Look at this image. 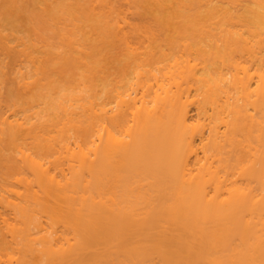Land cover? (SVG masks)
Listing matches in <instances>:
<instances>
[{
    "label": "bare ground",
    "instance_id": "obj_1",
    "mask_svg": "<svg viewBox=\"0 0 264 264\" xmlns=\"http://www.w3.org/2000/svg\"><path fill=\"white\" fill-rule=\"evenodd\" d=\"M17 1L0 264H264V0Z\"/></svg>",
    "mask_w": 264,
    "mask_h": 264
},
{
    "label": "rangeland",
    "instance_id": "obj_2",
    "mask_svg": "<svg viewBox=\"0 0 264 264\" xmlns=\"http://www.w3.org/2000/svg\"><path fill=\"white\" fill-rule=\"evenodd\" d=\"M31 1H32V0H23V1H22V0L20 1V0H19V3H18V1H17V4H16V5L21 6V5H20V2H22V4H23L22 6H24V7L27 6V7H28L27 9L30 10V4H32ZM3 2H4V0H3V1L0 0V12H1V11L3 12V11H5V10L8 11L7 8H9V9H10L11 7L14 8L13 5H10V6L8 5V4H10V3L7 2V0L4 2V3H7V4H4ZM19 6H18V7H19ZM6 7H7V8H6ZM12 8H11V9H12ZM21 9H22V7H21ZM27 9H26V10H27ZM26 10H21V11L24 12V11H26ZM2 12H1V13H2ZM27 12H28V10H27ZM27 12H25L24 15H26ZM3 13H4V12H3ZM3 13H2V14H3ZM16 13H18V12L16 11ZM46 13H47V12H46ZM46 13L44 14V13L42 12V14L44 15V16H43V15L41 14V12H37V13L35 12V13H34V12L29 11V12H28L29 17H31V18L33 17V19H31V18L29 19V22H28V19H27V18H26V22L23 21V20H25V19H24L25 16H24V18H23L22 15H19V16H21V18H22V20H20L19 25L24 26L25 29H26V31H25V29L22 30L23 33L25 32V34H26V35H23V36H22L24 39H25V38L30 39L29 36L31 35V36H32V38H31L32 40L35 39V41H37L36 39H38V40L40 41L43 37L46 38V37L51 36V34L54 35L53 32L51 33L52 29L48 26V23L46 22V20L50 19L49 16H46ZM2 14H1V15H2ZM20 14H21V12H20ZM39 14H41L42 16H38ZM1 15H0V16H1ZM37 16H38V17H37ZM45 16H46V17H45ZM29 17H28V18H29ZM36 17H37V18H36ZM42 17H44V19H43ZM47 17H48V18H47ZM40 18H41V19H40ZM44 21H45V22H44ZM22 22H23V24H22ZM27 22H28V23H27ZM45 23H46V24H45ZM24 27H23V28H24ZM48 31H50L51 34H50ZM20 32H21V31H20ZM29 34H30V35H29ZM35 34H37V36H36L37 38H33V37H35ZM28 35H29V36H28ZM18 36H19V34H18ZM20 36H21V33H20ZM20 36H19V37H20ZM24 36H26V37H24ZM31 36H30V37H31ZM51 37H54V36H51ZM32 40H31V41H32ZM42 40H45V39H42ZM51 40H53V39H51ZM48 41L51 42V43L53 42V41H50V38H49ZM48 41H47V42H48ZM55 41L57 42V39H55ZM32 42H33V41H32ZM49 42H48V44H49ZM56 42H55V43H56ZM53 44H54V43H53ZM12 59H14V58H12ZM12 59H11V60H12ZM14 60H15V59H14ZM54 76H55V75H54ZM54 76H53V79H54ZM57 76H58V75H57ZM57 76H56V78H57ZM58 77H59V76H58ZM56 78H55V79H56ZM62 79H63V78L61 77L60 80H59V78H57L56 80H57V81H63ZM3 82H4L6 85H8V84L10 85L11 80H10V78H7V79H5ZM9 85H8V86H9ZM4 86H5V85H4ZM8 86H6V88L4 87V88H3V92H2V94L4 93V94L2 95V99H3L5 102H9L8 100H9L10 98H14L13 96L9 97V99H8V98H5V96H7V97H8V95L10 96V93H8V91H10V90H9V89L7 90ZM7 93H8V95H6ZM4 95H5V96H4ZM13 100H14V99H13ZM13 100H10V102L13 101Z\"/></svg>",
    "mask_w": 264,
    "mask_h": 264
}]
</instances>
